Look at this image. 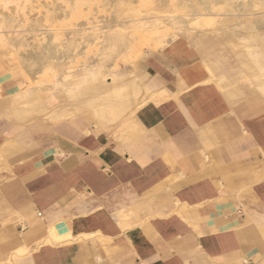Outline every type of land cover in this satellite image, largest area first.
<instances>
[{
    "label": "crops",
    "instance_id": "crops-1",
    "mask_svg": "<svg viewBox=\"0 0 264 264\" xmlns=\"http://www.w3.org/2000/svg\"><path fill=\"white\" fill-rule=\"evenodd\" d=\"M211 36L146 53L100 117L20 121L2 83L0 264H264V101Z\"/></svg>",
    "mask_w": 264,
    "mask_h": 264
},
{
    "label": "rangeland",
    "instance_id": "rangeland-1",
    "mask_svg": "<svg viewBox=\"0 0 264 264\" xmlns=\"http://www.w3.org/2000/svg\"><path fill=\"white\" fill-rule=\"evenodd\" d=\"M202 1L0 0V88L3 82L18 88L12 94L20 97V121L47 112L51 113L50 123L83 111L100 117L114 101L140 89L131 70L146 53L180 41L191 45L199 37L213 35L234 42L237 69L229 71L210 61L211 72L220 68L221 80L231 81L226 87L230 95L251 94L264 101V8L253 10L248 0L243 10L245 0H232L241 10L236 14L220 6L223 0H212L217 3L214 9L207 5L211 0ZM243 22L252 25V39H248ZM85 75L89 86L97 81L102 84L96 93L101 103L90 109L81 107L79 113L61 118L53 107L25 102L37 88L44 90V95L64 92L72 96Z\"/></svg>",
    "mask_w": 264,
    "mask_h": 264
},
{
    "label": "bare ground",
    "instance_id": "bare-ground-1",
    "mask_svg": "<svg viewBox=\"0 0 264 264\" xmlns=\"http://www.w3.org/2000/svg\"><path fill=\"white\" fill-rule=\"evenodd\" d=\"M9 1V0H8ZM23 1V0H22ZM142 1H144V0H142ZM146 1V0H145ZM204 1V0H203ZM202 1V2H203ZM231 1L232 0H230V2L229 1H225V0H223V2L221 1L220 2V6H223V7H226L227 8V10L228 9H232L234 12H239V11H241V10H239L238 8H236L237 7V5H238V2H237V4H235V3H231ZM237 1V0H236ZM205 2H207V1H205ZM211 3H209V4H207L208 6H210V8L211 9H214L215 8V6H217V3H215V1H210ZM208 3V2H207ZM205 4V3H204ZM239 4H240V2H239ZM263 4H264V0H251V8L253 9V10H260V9H262V8H264V6H263ZM242 6V9L243 10H245L246 8H247V5H248V0H245V1H243L242 2V4H241ZM21 6V5H20ZM207 6V7H208ZM209 8V7H208ZM217 8V7H216ZM201 11L202 10H205V9H200ZM214 11V10H213ZM237 12H236V14H237ZM254 12V11H253ZM198 13V12H197ZM234 14V13H233ZM247 14H249L248 12H247ZM197 18H199V17H201L202 15L201 14H196L195 15ZM238 17V16H237ZM241 17V16H240ZM245 19V18H244ZM244 19H243V21H244ZM208 21V20H207ZM209 24V23H208ZM242 24V23H241ZM260 24H261V22H260ZM202 25H204V24H202ZM207 25V24H206ZM234 25V24H233ZM242 26H243V28H244V31H245V33L248 35V37H249V39H251V37H253L254 35H253V32H252V25L251 24H246L245 22H243V24H242ZM205 27H207V26H205ZM261 27H263V26H261ZM263 29V28H262ZM235 32V31H234ZM257 32V31H256ZM225 33V32H224ZM222 34V33H221ZM232 34V33H231ZM263 34V33H262ZM226 36V35H225ZM206 37H210V36H202V37H199V41L200 42H202L203 44H205L206 45V47H207V45H209V39H207ZM212 37V36H211ZM215 37V36H214ZM218 39V38H217ZM230 39V38H229ZM233 39V38H232ZM237 39H240V38H237ZM235 40V39H234ZM257 40V39H256ZM225 41V40H224ZM241 41V40H240ZM218 42L219 43H221L220 44V46H226L227 47V49H228V47H229V49H228V51L230 52V57H233L234 56V52H232V48L234 47V45H231V43H230V40L228 41L227 40V42H222L221 40H219L218 39ZM242 42V41H241ZM252 42V41H251ZM259 42V41H258ZM237 43V42H236ZM260 43V42H259ZM256 48V47H255ZM250 49V48H249ZM259 49V48H258ZM251 50H252V48H251ZM256 50H257V48H256ZM260 50V49H259ZM227 51V52H228ZM255 51V50H254ZM261 52V51H260ZM207 53V52H206ZM257 53V52H256ZM226 54V53H225ZM221 55V54H220ZM236 56V55H235ZM248 56V55H247ZM255 57V56H254ZM260 57H262V56H260ZM247 58V57H246ZM245 58V59H246ZM256 59V58H255ZM231 60V59H230ZM263 60V59H262ZM252 61V60H251ZM253 63V62H252ZM251 63V64H252ZM256 63V62H255ZM253 66V65H252ZM256 66V65H255ZM254 66V67H255ZM242 67H244V66H242ZM258 67V66H257ZM252 69H253V72H255L254 74L255 75H257V76H259L258 74H257V70L256 69H254L253 67H252ZM106 70V69H105ZM261 70H263L264 71V69H261ZM263 75V74H262ZM105 79V78H104ZM98 80V79H97ZM89 81V79H88V75H85V78L83 79V83H82V85L81 86H79V89H78V91L76 92V93H74L72 96H68L66 93H64V92H62V93H60V94H63L62 96L63 97H61L60 96V94L58 93H52V94H50V95H44L43 94V91L44 90H39L38 88H37V90H36V92L38 93V95H39V97L40 98H42V99H44L45 100V102H46V104H47V106L48 107H53L54 109H56L57 111V114L58 113H60L61 114V116H59V117H61V118H63L64 117V115H66V116H69L70 114H72V113H76V111L78 112L79 110H80V108L82 107V108H85L86 110L89 108L90 109V107L93 105V104H99V103H101L100 102V98L99 97H97L96 96V93L97 92H99L101 89H102V84L99 82V81H97V82H94V84L93 85H88L87 84V82ZM105 82V81H104ZM114 83V82H113ZM113 83H111V84H113ZM111 86V85H110ZM57 88H58V86H57ZM111 88V87H110ZM117 88V87H116ZM32 89V88H31ZM106 89V88H105ZM260 90V89H259ZM32 91H34V88H33V90ZM48 92V91H47ZM118 92V91H117ZM116 93V92H115ZM122 94V93H121ZM95 96V98L94 97H92V96ZM108 95V94H107ZM118 95V94H117ZM120 96V95H119ZM116 97H118V96H116ZM117 100H119V99H117ZM116 100V101H117ZM121 100V99H120ZM130 100V99H129ZM114 101V100H113ZM62 103H63V105H62ZM94 108V107H93ZM84 109V110H85ZM84 112V111H83ZM100 112V111H99ZM79 113V112H78ZM77 113V114H78ZM51 114V113H50ZM56 114V115H57ZM84 114V113H83ZM59 115V114H58ZM75 115V114H74ZM63 116V117H62ZM71 117H72V115H71ZM87 120H88V116L86 115V116H84ZM102 118V117H101ZM98 119V118H97ZM84 120V119H83ZM87 120H86V122H87ZM88 124V123H87ZM52 229V228H51ZM49 230V233L52 235V233H53V230Z\"/></svg>",
    "mask_w": 264,
    "mask_h": 264
}]
</instances>
